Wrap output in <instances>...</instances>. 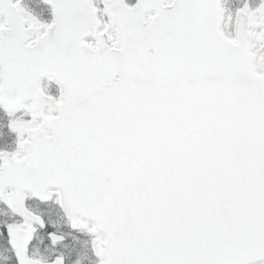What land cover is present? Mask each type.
Listing matches in <instances>:
<instances>
[{
	"label": "snow or ice",
	"instance_id": "snow-or-ice-1",
	"mask_svg": "<svg viewBox=\"0 0 264 264\" xmlns=\"http://www.w3.org/2000/svg\"><path fill=\"white\" fill-rule=\"evenodd\" d=\"M0 145V264H264V0H0Z\"/></svg>",
	"mask_w": 264,
	"mask_h": 264
},
{
	"label": "rangeland",
	"instance_id": "rangeland-1",
	"mask_svg": "<svg viewBox=\"0 0 264 264\" xmlns=\"http://www.w3.org/2000/svg\"><path fill=\"white\" fill-rule=\"evenodd\" d=\"M43 7L45 8V9H47V11L44 13V15H43V19H45V20H50L51 19V12H50V9L48 8V6H46V5H43ZM0 147H3V145H0Z\"/></svg>",
	"mask_w": 264,
	"mask_h": 264
},
{
	"label": "water",
	"instance_id": "water-1",
	"mask_svg": "<svg viewBox=\"0 0 264 264\" xmlns=\"http://www.w3.org/2000/svg\"><path fill=\"white\" fill-rule=\"evenodd\" d=\"M46 81V80H45ZM45 81H43V82H45Z\"/></svg>",
	"mask_w": 264,
	"mask_h": 264
}]
</instances>
